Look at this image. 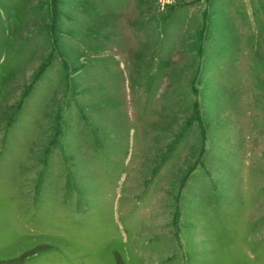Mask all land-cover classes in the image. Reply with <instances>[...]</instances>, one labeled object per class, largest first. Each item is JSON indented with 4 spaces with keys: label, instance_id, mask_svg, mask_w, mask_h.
I'll use <instances>...</instances> for the list:
<instances>
[{
    "label": "rangeland",
    "instance_id": "374dc122",
    "mask_svg": "<svg viewBox=\"0 0 264 264\" xmlns=\"http://www.w3.org/2000/svg\"><path fill=\"white\" fill-rule=\"evenodd\" d=\"M0 264H264V0H0Z\"/></svg>",
    "mask_w": 264,
    "mask_h": 264
}]
</instances>
